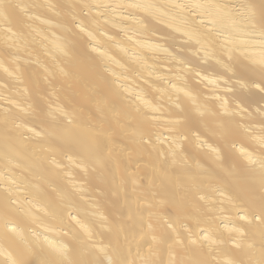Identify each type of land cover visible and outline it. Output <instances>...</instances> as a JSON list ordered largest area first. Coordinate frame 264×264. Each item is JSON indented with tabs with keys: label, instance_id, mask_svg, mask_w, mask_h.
I'll return each instance as SVG.
<instances>
[{
	"label": "bare ground",
	"instance_id": "obj_1",
	"mask_svg": "<svg viewBox=\"0 0 264 264\" xmlns=\"http://www.w3.org/2000/svg\"><path fill=\"white\" fill-rule=\"evenodd\" d=\"M0 264H264V0H0Z\"/></svg>",
	"mask_w": 264,
	"mask_h": 264
}]
</instances>
